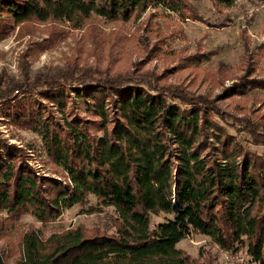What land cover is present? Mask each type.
Listing matches in <instances>:
<instances>
[{
  "label": "trees",
  "instance_id": "obj_1",
  "mask_svg": "<svg viewBox=\"0 0 264 264\" xmlns=\"http://www.w3.org/2000/svg\"><path fill=\"white\" fill-rule=\"evenodd\" d=\"M153 5L203 18L191 0H0V39L34 19L78 27L93 14L127 20ZM248 76L251 87H264V78ZM237 84L229 90H241ZM204 98L150 75L93 77L69 67L1 89L12 122L39 132L64 172H37L25 148L0 133L3 223L24 213L55 220L90 195L116 213L113 233L89 234L82 225L47 237L26 231L18 264H213L178 247L194 232L224 250L245 248L242 264H264V130L225 121L263 145L251 148ZM161 212L170 216L153 225ZM0 264H8L2 255Z\"/></svg>",
  "mask_w": 264,
  "mask_h": 264
},
{
  "label": "rangeland",
  "instance_id": "obj_2",
  "mask_svg": "<svg viewBox=\"0 0 264 264\" xmlns=\"http://www.w3.org/2000/svg\"><path fill=\"white\" fill-rule=\"evenodd\" d=\"M191 1L202 19L153 5L127 20L93 14L78 27L65 19L21 23L0 39V90L17 80L34 79L38 73L52 74L68 67L76 74L93 77L150 75L159 85H181L192 94L203 95L221 122L251 120L264 130V87L248 83L250 73L264 78V2ZM237 83L241 90H229ZM226 124L246 145L263 148L243 130L245 126L235 129ZM0 133L25 148L37 172L58 178L63 175L61 166L46 153L41 134L14 124L9 111L1 105ZM91 205L100 210L88 212ZM7 215L6 210H0V255L8 264H18L23 254V236L30 229H38L43 237L78 225L89 234L113 233L116 229L114 208L100 205L95 195L47 222L24 213L3 223ZM169 216L164 212L152 214L151 223ZM177 245L191 256L201 261L210 259L213 264L246 262L245 248L236 253L224 250L203 233L194 232Z\"/></svg>",
  "mask_w": 264,
  "mask_h": 264
}]
</instances>
